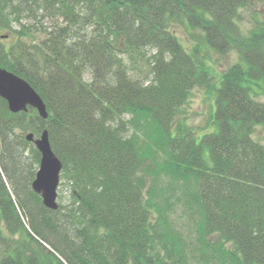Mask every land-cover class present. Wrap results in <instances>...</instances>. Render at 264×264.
Masks as SVG:
<instances>
[{
	"label": "trees",
	"instance_id": "1",
	"mask_svg": "<svg viewBox=\"0 0 264 264\" xmlns=\"http://www.w3.org/2000/svg\"><path fill=\"white\" fill-rule=\"evenodd\" d=\"M250 3L0 0V67L48 111L0 96V264H264V19L244 29ZM212 50L239 55L217 85ZM196 87L218 125L201 136L179 118ZM44 129L69 196L56 210L32 187L26 135Z\"/></svg>",
	"mask_w": 264,
	"mask_h": 264
},
{
	"label": "water",
	"instance_id": "2",
	"mask_svg": "<svg viewBox=\"0 0 264 264\" xmlns=\"http://www.w3.org/2000/svg\"><path fill=\"white\" fill-rule=\"evenodd\" d=\"M0 96L7 101L11 112L27 111L29 107H33L41 117H48L46 104L35 87L5 67H0ZM26 138L33 141L41 153L40 165L32 187L41 195L46 207L56 210L59 207L58 189L63 163L52 147L48 129H44L37 137L33 132H29Z\"/></svg>",
	"mask_w": 264,
	"mask_h": 264
},
{
	"label": "rangeland",
	"instance_id": "3",
	"mask_svg": "<svg viewBox=\"0 0 264 264\" xmlns=\"http://www.w3.org/2000/svg\"><path fill=\"white\" fill-rule=\"evenodd\" d=\"M240 21L246 31H249L252 27L257 25L258 20L264 19V0H251V3L240 10ZM178 35L186 47H190V41L184 31V28L180 27ZM9 42V41H5ZM239 55L236 51H231L225 54L219 53L215 50L210 52L209 62L214 68L217 79L219 75L228 68L231 64L238 61ZM214 94L208 91L204 87H196L192 90V93L187 103L182 107L179 112V118L185 119L186 122L194 129L199 131V136L206 132H213L218 129V125L212 122V111L214 108ZM258 100L264 102V95H259ZM254 137L264 145V125H257L254 133ZM62 194L63 198L59 195ZM58 202L63 204L69 203L68 190L66 186L60 184L58 189ZM184 221H180L181 224ZM185 227V225H184Z\"/></svg>",
	"mask_w": 264,
	"mask_h": 264
}]
</instances>
